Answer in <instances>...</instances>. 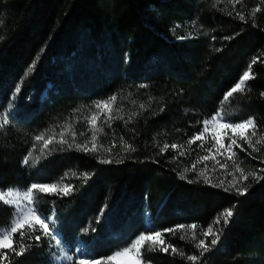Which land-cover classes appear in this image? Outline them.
Listing matches in <instances>:
<instances>
[{"label":"trees","instance_id":"trees-1","mask_svg":"<svg viewBox=\"0 0 264 264\" xmlns=\"http://www.w3.org/2000/svg\"><path fill=\"white\" fill-rule=\"evenodd\" d=\"M0 37V115L11 114L0 128V192L58 190L33 192L51 235L24 226L0 264H60L62 248L109 264L149 230L169 247L145 245L150 264H264V0H0ZM245 71L243 90L225 99ZM215 113L257 125L251 143L232 136L223 168L200 160L206 137L188 143ZM207 163L210 179L198 172ZM14 217L0 201V230ZM201 239L207 251L195 247Z\"/></svg>","mask_w":264,"mask_h":264},{"label":"snow or ice","instance_id":"snow-or-ice-1","mask_svg":"<svg viewBox=\"0 0 264 264\" xmlns=\"http://www.w3.org/2000/svg\"><path fill=\"white\" fill-rule=\"evenodd\" d=\"M229 15H231V13H229ZM237 15L239 16V19L241 21H243L245 19L244 15L242 13H237ZM183 38V37H182ZM0 39H2V37H0ZM32 68L29 67L28 68V72H31ZM27 75V73L25 74ZM250 78V73L248 71H245L243 73V75L240 77L239 81L234 85V87H232L226 94H225V99L230 98L235 92H237L238 90L242 91V85H244L246 83V81ZM20 91V85L17 84L16 88H15V92L13 93V97H15V95L17 93H19ZM261 97H264V92H261ZM111 100L115 101L116 100V96L113 95L111 98ZM103 105L104 108H108V104L105 101H101L95 104V107L97 109H100L101 106ZM9 108L12 107L11 104H9L8 106ZM10 113L6 112L3 115H0V128L5 127L6 125L9 124L10 122ZM97 116L93 115L91 117V120L89 121L90 124H95L97 121ZM213 120H223L224 117L219 116V114L214 115L212 117ZM208 124L209 121L206 119L203 121V125L204 128L202 131L194 134L193 136L190 137L188 143H194L196 141H200L201 145H203V142L205 140V134L208 131ZM257 127L256 123H255V118L254 117H250L248 119H245L241 122L238 123H225L224 124V128H225V133L224 135L227 136L229 134V132L233 129H245V132H242L239 136L240 140H244V141H248L249 143H251V141L248 138V134H247V130L251 129V130H255ZM41 136H37L36 140H41ZM95 139V137H93ZM230 139V143L228 145L229 148H232V146L237 145V138L235 137H229ZM211 140L214 142L213 147L216 148L217 152H220L221 149H223L225 147V145L222 142V138L218 137L215 133H212L211 135ZM47 141H45V144L47 145ZM63 143H66V141H64ZM259 143V141L257 142ZM69 147H72V145H69ZM77 147H82V146H77ZM167 147V146H166ZM171 148L176 149L177 145L176 144H172ZM132 151H134L135 149H131ZM241 150H243L242 146H241ZM209 153H212V148L208 149ZM29 156L31 155V153L28 154ZM209 159H215L214 155L212 156H202L200 157L201 161H207ZM28 156H25L23 158V163L24 164H28ZM223 166V165H222ZM254 178H255V174H253ZM245 179H247V177H245ZM34 190L37 193L40 194H47V193H53V194H57L58 190L55 184H38V183H33L31 184V186L27 189V191H25L23 193V199L22 201L20 199H5V193L0 192V201H3V203L5 205H14L15 209L17 210L15 212V216L16 219L12 220V227H11V233H3L0 234V250L3 249H12L13 251H15L13 249V245L11 243H8V241L11 239V236L19 233L21 240H23L24 238V231L23 228L25 226V224L27 223L29 227H34V226H39V228L42 230L43 234L45 236L51 235L50 233V229H49V220H51V217H44L42 218L40 215L37 214L36 208L33 207V205L36 203V196L33 195ZM241 189H237V193L241 194ZM244 192L247 191V189L243 190ZM64 194H68V189L65 188L64 189ZM8 197H12L13 193L12 192H8L7 193ZM232 212L229 210L227 212L224 213V222L227 223L228 222V218H230L232 216ZM21 218H23V220H21ZM31 221V223H28V221ZM217 223H219V218L217 219ZM178 227L183 228L184 225H178ZM192 228H195L196 225L193 224L191 225ZM163 231L165 232H172L173 229L169 228V229H164ZM213 232V228L211 226L208 227L207 232L204 233L205 236H208L209 234H211ZM162 237V232L161 231H151L149 230L148 233H144L141 232L139 235H137L135 237V239H133L130 243V245L128 247H125L123 249V251H116L113 255L108 256L106 259L107 261H112L114 259H116L117 257H120L122 255H126L129 253H134L135 259H134V264H150V262L148 261H143V257H142V249L145 247V245L148 246V250H154L156 248L157 245H160V251L164 252V253H168L169 252V247L164 246L165 241L161 238ZM53 239H55V237L53 236ZM219 237L217 236V238L212 239L211 240V245H216L218 242ZM41 240V236L40 235H36L35 236V241L39 242ZM59 243V241H58ZM195 247L197 249H202L203 251H207L208 247L205 244V240L201 239L199 240V242L197 244H195ZM172 252L175 253L176 249L172 248ZM17 256L23 255L24 254V248L23 246H21V251H18L15 253ZM181 255H183V253H181ZM4 259H6V254H0V261H3ZM68 260H72L71 256L67 257ZM187 259L189 261H197V256L196 255H190L187 256ZM79 264H84V261L81 260L79 261ZM91 264H102L101 260H94L91 262Z\"/></svg>","mask_w":264,"mask_h":264},{"label":"rangeland","instance_id":"rangeland-1","mask_svg":"<svg viewBox=\"0 0 264 264\" xmlns=\"http://www.w3.org/2000/svg\"><path fill=\"white\" fill-rule=\"evenodd\" d=\"M217 114L218 113H216L214 115H217ZM214 115H212L210 118L207 119L209 121V124H208V131L206 132L205 137H206V141L211 142V145L209 146V148H212V153H209L208 156L214 155L215 159H211V160L217 161V164H221L222 163L221 165H219V167H222L223 168V167L226 166L227 161H230L231 162V159H232V153H233V151L231 150V148L228 147V145L230 143L229 137L236 136V135H240L242 132H245L246 130L245 129H233V130H231L229 132V134L227 136H225L224 135V133H225L224 124L226 122L227 123H231V122L230 121H226L225 119H223V120H220V119L213 120L212 117ZM235 123H238V122H235ZM61 129L62 130H66L65 127L64 128H61ZM212 133H215L218 137H221L222 138V142L225 145V147L223 149H221L220 152H217L216 151V148L213 147L214 142L211 140ZM229 164H231V166H232V163H229ZM214 167L211 166L209 163H207L205 166H203L202 168H200L198 170V172L205 179H210L211 178L210 175L212 173H214V172H217ZM215 178H218V175L215 176ZM27 189H24V190H10V192L13 193V196L12 197H8L7 196V193L9 191H5L3 193H5V199H20L22 201V199H23V193L25 191H27ZM11 206L14 208V210L16 212L17 210L15 209V206L14 205H11ZM15 219H16V217H15ZM21 220H23V218H21ZM28 223H31V221L29 220ZM26 225H28V224L26 223L25 226ZM11 227L9 229H7V230L0 231V234H3L5 232L11 233ZM163 240H165V239H163ZM8 243H11V239L8 241ZM164 246H166V245H164ZM134 259H135L134 253H129V254H126V255H122L120 257H117L116 259H114V260H112L110 262L108 261V263L113 262L115 264H134Z\"/></svg>","mask_w":264,"mask_h":264}]
</instances>
